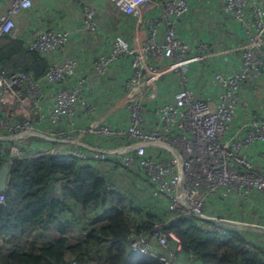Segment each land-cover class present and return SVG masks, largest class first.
Segmentation results:
<instances>
[{
  "label": "built area",
  "instance_id": "obj_1",
  "mask_svg": "<svg viewBox=\"0 0 264 264\" xmlns=\"http://www.w3.org/2000/svg\"><path fill=\"white\" fill-rule=\"evenodd\" d=\"M106 1L117 14L133 17L135 29L130 40L117 35L111 49L97 56L92 72L80 74L69 56L51 61L39 79L8 74L0 66L1 168L11 173L18 161L63 157L96 164L107 174H115L113 169L139 173L151 197L164 200L169 211L196 217L210 233L243 235V249L259 253L264 262V232L258 229L264 228V118L234 126L240 106L248 105L242 99L246 87L257 93L264 88V0H223L227 17L246 36L227 51H213L182 32L191 0ZM32 7L33 0H11L8 13L0 16V37L11 36L14 16ZM81 11L80 31L97 34L95 7L87 3ZM70 36L63 28H36L23 41L49 58L65 51ZM225 55L236 60L231 64ZM215 59L222 60L211 72L217 100L205 101L193 84L201 63ZM127 60L124 102L81 125L82 114L98 115L88 82L104 80ZM120 111L127 121L110 122L111 113ZM85 137L100 147L85 145ZM6 193L7 186L0 205ZM164 229L157 223L149 233L130 235L129 250L161 264H194L180 238Z\"/></svg>",
  "mask_w": 264,
  "mask_h": 264
},
{
  "label": "trees",
  "instance_id": "obj_2",
  "mask_svg": "<svg viewBox=\"0 0 264 264\" xmlns=\"http://www.w3.org/2000/svg\"><path fill=\"white\" fill-rule=\"evenodd\" d=\"M0 66L9 74L23 72L36 79L49 68L43 55L10 36L0 37ZM113 187L96 164L63 157L14 163L0 205V264H161L127 246L130 235L149 233L157 223L180 238L183 252L195 256L194 264H264L259 253L243 249V235L207 232L196 217L169 211L164 204L155 210L163 209L165 216L144 210ZM78 213L89 220L84 231L77 226ZM71 231L83 236L71 238Z\"/></svg>",
  "mask_w": 264,
  "mask_h": 264
},
{
  "label": "crops",
  "instance_id": "obj_3",
  "mask_svg": "<svg viewBox=\"0 0 264 264\" xmlns=\"http://www.w3.org/2000/svg\"><path fill=\"white\" fill-rule=\"evenodd\" d=\"M87 3L92 4L98 13L97 19L101 28L95 35L80 31L81 9ZM10 7L11 0H0V16L6 15ZM14 20L16 27L10 37L17 40L25 39L36 28L55 27L68 30L71 36L65 51L54 53L51 57L45 58L50 66L51 61L60 63L65 56H69L78 62L80 74L92 72L97 56L101 53L105 54L111 49L117 35L130 40L135 29L134 18L117 14L106 0H33V7L29 11L14 16ZM181 29L184 34L190 35L192 41L209 43L213 51H227L243 44L246 38L245 32L235 26L234 21L227 17L223 9V0H200V2L191 0V10L182 22ZM224 59L231 64L236 60L231 55H225ZM221 61V59L219 61L215 59L201 63V74L194 81L193 88L198 96L205 101L217 100L211 72ZM128 68L130 67L127 60L125 63L115 65L112 74L104 80L88 82L92 103L98 107V115L93 119H87L82 114L79 118L81 125L91 124L124 102L126 99L124 80L128 75ZM262 81L264 82V74ZM242 99L248 105L240 106L234 126L243 121L264 118L263 87L257 93L253 87L247 86L242 93ZM118 119L127 121L128 118L121 111L111 113L110 122L116 123ZM83 143L92 146V148L100 147L97 141L91 137H85ZM108 175L111 176L109 173ZM58 236L60 235L58 234Z\"/></svg>",
  "mask_w": 264,
  "mask_h": 264
},
{
  "label": "rangeland",
  "instance_id": "obj_4",
  "mask_svg": "<svg viewBox=\"0 0 264 264\" xmlns=\"http://www.w3.org/2000/svg\"><path fill=\"white\" fill-rule=\"evenodd\" d=\"M118 170L119 169H113V171H115V174H111V173L109 174H111L110 176L111 182L116 186V188L113 187V189L117 190L119 195H124L125 193H127L132 197L134 202H136L137 204L142 203L146 208L144 210L151 209L152 211L154 209V211L159 215H163V216L166 215L163 209H159V211L155 210V207L159 208L162 206V204L165 205V202L162 199L158 200V198L151 197L150 194L151 187L141 174L139 173L129 174L128 172L118 171ZM58 195L60 196V188ZM151 199L152 201H150ZM78 215H81V220L79 221L77 226L82 225L80 226V230L84 231L89 227V222H88L89 220L85 214L78 213ZM87 215L90 217L88 213ZM72 231L69 234V237L71 238H76L78 236L80 237L81 235L83 236V234L79 235L77 232H72ZM53 234L54 233H52V235ZM53 237L57 239L60 238V236H58L57 233H55Z\"/></svg>",
  "mask_w": 264,
  "mask_h": 264
},
{
  "label": "water",
  "instance_id": "obj_5",
  "mask_svg": "<svg viewBox=\"0 0 264 264\" xmlns=\"http://www.w3.org/2000/svg\"><path fill=\"white\" fill-rule=\"evenodd\" d=\"M10 174V169L7 167H2L0 169V192L5 191L6 186H7V180H8V176ZM183 188V185L181 186V190ZM258 229H260L261 231L264 232V228L263 227H259Z\"/></svg>",
  "mask_w": 264,
  "mask_h": 264
}]
</instances>
